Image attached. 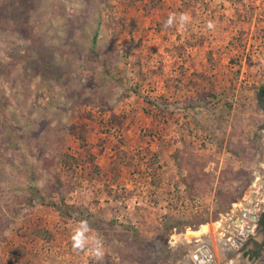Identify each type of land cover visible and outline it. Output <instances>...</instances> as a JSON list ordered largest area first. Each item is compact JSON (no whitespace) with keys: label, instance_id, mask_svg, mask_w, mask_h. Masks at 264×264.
<instances>
[{"label":"rangeland","instance_id":"374dc122","mask_svg":"<svg viewBox=\"0 0 264 264\" xmlns=\"http://www.w3.org/2000/svg\"><path fill=\"white\" fill-rule=\"evenodd\" d=\"M261 85L264 0H0V264H264Z\"/></svg>","mask_w":264,"mask_h":264},{"label":"clouds","instance_id":"9594fccd","mask_svg":"<svg viewBox=\"0 0 264 264\" xmlns=\"http://www.w3.org/2000/svg\"><path fill=\"white\" fill-rule=\"evenodd\" d=\"M174 15L173 16H170L166 22H165V26L168 27V26H171L174 22ZM189 20V16L187 14H181L180 16V22L183 24L185 23L186 21ZM214 25L209 22L208 24V27L209 28H212ZM88 230V226H87V223L84 222V221H81L80 222V225L79 227H77L75 229V231L73 232L72 236H71V241H72V247L74 249H83L85 247V244H86V236H85V233L87 232ZM97 244H99V241L96 242Z\"/></svg>","mask_w":264,"mask_h":264},{"label":"bare ground","instance_id":"6f19581e","mask_svg":"<svg viewBox=\"0 0 264 264\" xmlns=\"http://www.w3.org/2000/svg\"><path fill=\"white\" fill-rule=\"evenodd\" d=\"M251 195H252V193H251ZM252 199V198H251ZM247 200H250V197H248L247 198ZM246 203H248V202H246ZM245 203V205H248V204H246ZM243 203H242V205L241 206H245ZM262 209L264 208V207H261ZM258 211H260L259 210V206H258V209H256V213H258ZM255 213V214H256ZM252 217V213L250 214V215H248V217ZM257 216V215H256ZM231 219V223L233 224V222H232V217H230ZM254 221V220H253ZM236 222H238V223H240V221L239 220H236ZM218 225H219V227L220 228H218L217 226H216V230H218L219 232H220V230H221V228L223 227V226H221L219 223H218ZM234 225V224H233ZM231 227V228H230ZM228 228V229H227ZM230 228V229H229ZM225 230L226 231H231L232 232V230H233V233H235V234H237L235 231H236V228H234V226H229V227H227V226H225ZM209 233H210V228H209V226H207V225H204V226H202L201 227V229L199 230V231H194V230H187L186 232H184L183 233V236H181L179 239H178V241H185V242H187V243H190L191 241H195V240H198V238L199 239H203L204 241L205 240H207V238L209 237ZM202 257H204L203 255H202ZM202 257L201 258H199V260L200 259H202ZM205 260V258L204 259H202L201 261H204Z\"/></svg>","mask_w":264,"mask_h":264},{"label":"flooded vegetation","instance_id":"af4514ba","mask_svg":"<svg viewBox=\"0 0 264 264\" xmlns=\"http://www.w3.org/2000/svg\"><path fill=\"white\" fill-rule=\"evenodd\" d=\"M263 182H264V180H263ZM261 207H264V203H263V205H259V209L261 208ZM256 207H254L253 208V211H252V214H255L256 213ZM251 213H249V214H247V212H245L244 210H242L241 212H240V216H241V218H243V217H246V215H250ZM256 215H258V213H256ZM254 222V221H253ZM228 223H230V222H228ZM255 224H256V226H255V230L253 229V232H251V233H254L255 231H257V232H260L261 233V242H257V241H255V243H258L260 246H262V247H264V209L261 211V213H260V215L258 216V219H257V221H255ZM251 226H252V228H253V226H254V224H250ZM250 228V227H249ZM249 231H251V230H249ZM248 233V231H246V234ZM254 239V238H253ZM240 240H242V239H239L238 241H236V244H239V241ZM255 240V239H254ZM250 253H252L251 254V257H254L256 254H257V251L256 250H250L249 251ZM263 263H264V260L262 261ZM231 263V262H230Z\"/></svg>","mask_w":264,"mask_h":264},{"label":"water","instance_id":"95a60500","mask_svg":"<svg viewBox=\"0 0 264 264\" xmlns=\"http://www.w3.org/2000/svg\"><path fill=\"white\" fill-rule=\"evenodd\" d=\"M246 207H247V206H246ZM254 207H256V202H252V208H254ZM263 209H264V208H263ZM263 209L260 208V209H259L260 211H258V215L256 216V214H252V217L249 216V219L254 220V222L257 221L258 216L260 215V213H261V211H262ZM255 211H256V210H255ZM244 218H246V217H244ZM247 223H248V225L250 226V223H251V222H248V221H247ZM235 236H236V235H233V236H232V240H231V242H233V240H234L233 237H235Z\"/></svg>","mask_w":264,"mask_h":264},{"label":"trees","instance_id":"16d2710c","mask_svg":"<svg viewBox=\"0 0 264 264\" xmlns=\"http://www.w3.org/2000/svg\"><path fill=\"white\" fill-rule=\"evenodd\" d=\"M95 39V35L93 37V40ZM264 95V85H261L259 88H258V96H262ZM149 114H151V111L149 112Z\"/></svg>","mask_w":264,"mask_h":264},{"label":"crops","instance_id":"0c3cea01","mask_svg":"<svg viewBox=\"0 0 264 264\" xmlns=\"http://www.w3.org/2000/svg\"><path fill=\"white\" fill-rule=\"evenodd\" d=\"M129 131H130V130H129ZM145 148L147 149V147H145ZM150 149H151V148H148L147 151H150ZM109 155H111V153H109ZM113 158H114V156H110V157L108 158V160H111V159H113ZM109 170H110V169H109ZM107 171H108V169H107ZM108 173H110V175H111V172H110V171H108ZM96 186H99V184L96 185ZM156 194L158 195L157 197H159V192H158V191H156ZM103 198H107V197L103 195ZM134 198H136V197H134Z\"/></svg>","mask_w":264,"mask_h":264}]
</instances>
